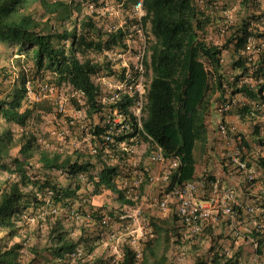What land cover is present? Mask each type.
Instances as JSON below:
<instances>
[{
  "label": "trees",
  "instance_id": "16d2710c",
  "mask_svg": "<svg viewBox=\"0 0 264 264\" xmlns=\"http://www.w3.org/2000/svg\"><path fill=\"white\" fill-rule=\"evenodd\" d=\"M83 1L85 5L96 6L98 0ZM115 1L124 12L137 2ZM141 3L144 10L141 27L152 36L142 59L148 78L143 115L138 125L129 111L134 98L123 95L120 109L129 117L132 131L119 139L137 133L149 140V150L157 145L165 157L178 158L177 166L164 180L166 193L202 175L209 179L219 175L224 184H230L231 176L239 178L235 185L231 184L238 200L232 206L237 222L232 228L229 219L218 211L215 220L201 232L200 238L209 242L205 253L191 263L238 264L239 248L227 257L224 247L241 245L247 239H237L233 231L245 228L247 235L259 245H264V232L247 220L244 205L251 191L240 179L241 171L223 156L224 141L217 133L216 124L221 120L237 128L238 147L249 150L250 140L264 146L260 109L251 105V102L264 103V0H231V5L227 0H141ZM81 6L76 0H0V40L8 49L15 47L16 52L11 69L0 68V170L8 174L0 189V231L5 233L7 241L11 240L18 234L21 222L30 224L29 216H38L35 222H45L48 228L46 244L33 246L32 257L25 263L20 259V242H0V264H98L103 255L94 254L92 259L86 255L93 253L96 243L102 245V238L112 230L113 223L124 230L126 219L120 217L122 208L133 204L128 190L117 183L127 176L123 166L128 155L120 153L115 144L100 149L92 157L80 149L63 152L39 143L36 134L28 128L35 112L49 111V106L44 104L48 96L40 91L41 85L47 83L54 87L68 85L78 93L93 124V134L98 137L101 132L98 123L101 90L92 77L110 67L93 56L122 45L125 30L133 19L113 31H103L96 24L94 13L83 14L78 21ZM233 7L231 20L229 13ZM73 14L75 17L71 19ZM25 68L30 71L31 80ZM45 76L47 82L43 81ZM118 76L122 78L123 73ZM236 94L242 95L246 102L220 112L219 103ZM71 100L76 104L74 97ZM217 114L218 120L209 127L207 119ZM225 114L235 115L238 122L226 121ZM105 153L110 155L108 160L114 161L103 159ZM214 159L221 165L220 174L213 173ZM253 161L264 168V156H256ZM200 165L203 168L198 173ZM78 173L85 178L77 177ZM263 179L264 174L261 179L264 185ZM206 183L200 193L202 200L209 198L210 184ZM104 192L111 193L118 205L92 203ZM260 195L264 199V192ZM102 210L111 217L108 227L98 220L105 213ZM85 217L95 221L96 231L93 227L92 230L81 228L87 239L82 246L70 235L67 220L77 222ZM80 224L89 226V223ZM147 224L150 232L143 241L142 252L138 253L131 241L125 240L118 264H174L166 255L173 237L179 246L195 238L184 236L183 239L178 231L182 225L175 212L165 218L150 215ZM78 246L82 254L71 261L69 254Z\"/></svg>",
  "mask_w": 264,
  "mask_h": 264
},
{
  "label": "built area",
  "instance_id": "2783aa9c",
  "mask_svg": "<svg viewBox=\"0 0 264 264\" xmlns=\"http://www.w3.org/2000/svg\"><path fill=\"white\" fill-rule=\"evenodd\" d=\"M101 8L106 12H113V7L104 3L101 5ZM132 10L138 15V20L136 21L137 26L140 23L141 17L144 15V10L142 8L141 0L132 6ZM122 26L119 24L110 25L108 31H113L116 28ZM138 29L139 26H138ZM264 46V44H262ZM116 47V46H115ZM112 47L110 49H104L103 54H105V61L114 63L117 59L120 60L123 54L112 50L115 49ZM252 48V44H250ZM142 59L139 63L133 66L131 70L128 66H120V70L112 75H105L101 70L98 73L93 75V81L99 85L101 93L99 96V101L102 105L101 117L99 120V127H101V132L97 135L93 134V124L87 121H82L78 124V130L82 134L84 140L87 141L89 152L91 154H96L100 149L106 148L110 144H115L117 149L122 151H129L130 146L136 144V139L138 137L137 133H132L131 136L124 138L122 140L119 137L129 134L132 131L129 125V117L120 109L121 99L123 95H128L129 97L134 98V103L129 107V111L140 124V117L143 115L142 107L145 102V85L142 82L143 78V68H142ZM110 68L111 65H109ZM114 69V68H112ZM124 70V71H122ZM108 72V71H107ZM119 73H123V77L118 76ZM55 87L51 84L44 83L40 87L42 95H47L48 92L54 90ZM242 101L244 103L246 100L242 95L236 94L233 97H227L221 101L218 105V110L222 113L227 112V110L232 107L233 104H240ZM253 109H261L264 106V103H253L251 102ZM59 110L64 111V106L61 102L58 104ZM226 115V114H225ZM216 130L219 137L224 141L222 152H224V157H228L232 160L236 169L241 171L242 177L240 179L245 182V185L249 188V199L244 205V211L248 222L252 226H258L263 229L264 232V199L261 198L260 193L264 192V185L261 182L262 175L264 174V168L257 166L253 159L256 156H264V146H258L253 141H249L250 149L246 150L245 147H238L237 142L240 140V135L236 134L237 128L234 125L227 126L223 121L219 120L216 124ZM232 132V133H231ZM234 133L236 136H234ZM58 134L62 135L63 131H60ZM94 138H97L94 140ZM126 141H130L131 144H127ZM148 143L149 140L147 139ZM150 144V143H149ZM244 154V158L242 155ZM148 160L150 162L160 163L165 165L163 173L153 175L149 173V170L144 167L140 173L143 177L150 183L156 182L158 180H166L167 175L169 174L172 168H175L178 164L177 157H165L160 148L157 145H152V148L148 153ZM239 176V175H238ZM77 177L84 179L85 176L82 173H78ZM239 179V178H238ZM237 179V180H238ZM264 180V179H263ZM135 182H140L139 179H136ZM208 182L210 191L208 200L200 201L199 193L204 188L205 184ZM122 185L126 184V179L122 178ZM226 183V182H225ZM255 189L258 190L255 191ZM51 194L48 191V195ZM167 195H170L173 198L174 210L178 217L180 224L182 225L186 235H195L203 230V228L211 221H214L218 211H221L228 219L230 226L233 228L234 224L237 222V216L234 215L233 205L238 204V200L235 195V188L231 184H224L219 176H216L212 179H209L207 175H202L199 178L190 179L183 182L181 185L174 186L171 188ZM161 208H166V200H161L159 202ZM55 212V209H53ZM75 213V212H74ZM138 210H134L133 213L121 214L120 217L125 219L126 217L136 219ZM38 216H29L27 220L30 223H34ZM256 217H259L257 219ZM100 224L104 227H108L111 221V217L106 213L101 214L98 219ZM141 227L138 229H131L135 234H141ZM231 229V228H230ZM234 236L237 239L246 238L247 247H245V253L243 256L239 257L238 264H264V245H259L257 240L252 236L247 235L248 232L240 231L235 229L233 231ZM123 233L118 234L112 230H108L105 233V236L102 238V246L104 248H109L111 251L112 257L105 254L102 256L98 264H118L121 258V253L116 250V246L120 241V237ZM134 235V234H132ZM112 242L114 243L112 245ZM239 245L234 244L232 248L237 249ZM231 246H226L224 248V255L230 256L233 252L230 249ZM82 254L81 247H76L72 253H70V260L74 261L77 257H80ZM88 259L94 257L93 253H88Z\"/></svg>",
  "mask_w": 264,
  "mask_h": 264
},
{
  "label": "rangeland",
  "instance_id": "374dc122",
  "mask_svg": "<svg viewBox=\"0 0 264 264\" xmlns=\"http://www.w3.org/2000/svg\"><path fill=\"white\" fill-rule=\"evenodd\" d=\"M80 1L83 6H81V13L78 15V21L82 17L83 14H92L94 13V18L96 19V24L102 28L103 31H108L110 25L112 24H119L123 25L126 22H129L130 19H133V21L130 20V24L128 25V29L125 30V35L122 39L123 44L120 46H116L115 49H112L121 54H123L122 58L120 60L114 61V63H108V65H111L112 68H114V73L118 72L120 70V66L129 67L131 70H133V66L140 62L141 59L146 54V47L149 44V39H152V36L144 30L140 24L138 25L140 29H138V26L136 24V21L138 20V15L131 9L127 12L122 11L120 4L116 3L115 0H98L97 5H85L83 0H76ZM225 0H223L224 2ZM104 3H108L111 7H113V12H106L101 8V5H104ZM227 4L231 5V0H227ZM264 6V4H263ZM234 7L231 8V12L229 13V17L231 20L233 19V11ZM94 11V12H93ZM75 15L73 14L71 19H74ZM128 18V21L126 20ZM14 53V55H13ZM15 47H11L10 49L6 48L4 44L0 40V68L6 67L7 70L11 69V62L13 61L15 54ZM12 54V55H11ZM226 54V53H225ZM224 54V55H225ZM95 60L102 62L105 61V54H103V51L101 54H97L93 56ZM226 57V55H225ZM110 67V66H109ZM143 68V78L142 82L143 84H146L148 78L146 76V70L144 68V65L142 64ZM103 73L105 75H112L110 73L113 72L110 68L108 70L106 67L104 68ZM25 71L27 72V76L30 79L31 73L28 71L27 68H25ZM108 71V72H107ZM12 73V72H11ZM31 80V79H30ZM49 80V79H48ZM43 81L47 82L46 76L43 78ZM38 81V82H43ZM36 82V81H35ZM29 86V84H26ZM30 88V86H29ZM28 88V89H29ZM31 97H33V94H31ZM48 96V97H47ZM47 99L45 100V105L49 106V111L46 110H38L34 113V117L30 119L28 128L31 129L35 134L36 137L39 139V143H44V146L49 148H57L63 152H69L74 149H80L84 151L86 154H89V147L86 140L81 137V133L78 130V124L80 122H84L89 120L88 116L86 115V110L83 105V99L78 93H75L70 86L68 85H61L59 87H55L54 90L51 92H48ZM71 97H74L76 100V104L72 102ZM61 102L63 104L64 111H60L58 104ZM261 117L259 119L264 117V106L259 110ZM101 114V112H100ZM142 116V115H141ZM98 117V116H97ZM101 117V115H100ZM96 120H98L96 118ZM261 131L264 133V121H261ZM11 127L14 129V125H11ZM248 127L246 126V129ZM60 131H63V134H58ZM247 133V131H245ZM81 134V135H80ZM251 141V140H250ZM145 142V141H143ZM252 142V141H251ZM138 145L141 143L139 140H137ZM144 144V143H143ZM149 147V143H146V147ZM133 145L130 146L129 151L121 150L119 149V152L127 153L128 160L123 166V169L127 176L123 177L126 179V184L124 186L121 183V180H119L117 183L119 187H124L128 190V197L131 198L133 201V204L124 206L122 209V213H133L134 210H138L137 218L132 219L129 217H126V222H124V226L122 230L121 228L118 229L116 223H113L112 231L115 233L121 234V239L116 246V250H118L121 253L122 248V242L125 240H130L134 247V249L140 253L142 252L143 247V241L148 238L150 227L147 224V218L152 216H157L160 218L170 217L171 214H173L174 211V203L173 198L170 195H167L165 192V181L164 180H158L156 182L150 183L146 179H144L142 173L139 172V169H141V164H144L142 160L146 156L143 157V154L145 151L148 150V147L145 151H143L142 147L137 148L135 151ZM93 154H91L92 157ZM102 158L108 161L107 153L102 155ZM148 160V159H147ZM112 161V160H111ZM149 161V160H148ZM140 163V164H139ZM145 165V164H144ZM201 165L198 167V173H201L202 171ZM131 170H137L139 173L136 174L134 177H129L128 173ZM217 170L213 171V173H216ZM155 175V174H153ZM219 176V175H217ZM221 176V175H220ZM8 174L7 172L0 170V189L4 187L5 180L7 179ZM136 179H139L140 182H135ZM237 181V178L234 176H231L228 180L230 184L235 185V182ZM141 182H144V188L148 187L149 184L153 185V192L150 196V198H147L146 200L140 198L141 195H144L142 193V187H140ZM161 200H166L167 206L166 208H161L159 206V202ZM142 201V203H141ZM93 204L96 206H101L103 204L108 206H117L118 203L113 200V195L109 192H104L100 195L99 200L93 201ZM107 214L106 210H102ZM120 214V215H121ZM108 215V214H107ZM70 220L71 218L68 217ZM84 220H77V222L74 221H68L67 227L70 228V235L79 241L82 246L85 242H87L86 234L81 232V228L88 229L92 227L94 228V231H96V223L92 219L85 217ZM90 219V220H89ZM80 222H84V224H88L89 226H81ZM93 222V224H91ZM37 224L40 225V227H37ZM178 224V223H177ZM20 229L18 231V234L14 236L11 240L7 241L5 233L3 231H0V242L6 241L9 243L13 242H20L22 244L21 252H20V259L23 263L25 261L29 260L32 257V251L31 248L33 246L42 247L46 244L47 237H48V228L45 224V222L41 223H30L26 224L25 221L20 223ZM126 225V226H125ZM141 227V234H135L132 232L131 229H138ZM178 231H180V234L182 235L183 239L187 237H195L189 244L186 243L183 246H179L177 243H175V238L173 237V241L170 243V246L168 247L166 251V255L169 258V260L174 264H191L194 260L197 259V257L202 256L203 253H205L208 245L207 239L200 238L201 232L195 235H186L183 227H178ZM240 231H245V228L241 227L238 228ZM134 234V235H132ZM197 236V237H196ZM241 240V239H239ZM114 243L112 242V245ZM81 247V246H79ZM95 248L93 249V255H107L111 254L112 250L109 248H104L101 244H95ZM106 251V252H104ZM95 257V256H94ZM38 260H41L39 258Z\"/></svg>",
  "mask_w": 264,
  "mask_h": 264
},
{
  "label": "crops",
  "instance_id": "0c3cea01",
  "mask_svg": "<svg viewBox=\"0 0 264 264\" xmlns=\"http://www.w3.org/2000/svg\"><path fill=\"white\" fill-rule=\"evenodd\" d=\"M218 118H219V116H218V114L215 116V115H213V116H210L208 119H207V123H208V126L209 127H212L213 125H212V123H214L215 122V120H218ZM224 119L226 120V121H228V122H233V123H237L238 122V120H237V117L235 116V115H232V114H226L225 116H224ZM259 120H261V121H264V117L261 119H259ZM137 140H139V142L141 143L140 145H138V144H134V148H135V151H136V149L137 148H141L142 147V149H143V151H145L146 150V148L148 147H146V143L148 144V141H147V139H145V138H143L142 136H139L138 135V137H137V139H136V143H137ZM143 141H145V142H143ZM144 143V144H143ZM149 146H150V144H149ZM146 147V148H145ZM71 151H73V150H71ZM71 151H69V152H71ZM148 153H149V147H148V150L147 151H145L144 152V154H143V157L144 156H146V161H145V157H144V159L142 160V162H144V164H141V169H139V172L145 167L146 168V166H147V169L149 170V173H151V174H160V173H163V171H164V169H165V165H162V164H160V163H154V162H150V161H148L147 159H148ZM108 157H110V155L108 156ZM108 161H111V159H109ZM112 161H114V159L112 158ZM111 161V162H112ZM212 163H213V166L215 167V170H217L216 171V173H218V174H220L219 172H220V168H221V165L214 159V160H212ZM140 164V163H139ZM210 169V168H209ZM137 170H131L128 174L130 175V177H134L136 174H138L139 173ZM221 175H222V173H221ZM124 179V178H123ZM145 179V178H144ZM122 180V179H121ZM145 184H144V182H143V185H142V193H144V195H141L140 196V198H142L143 200L145 199H147V198H150V196H151V194H152V192H153V190H154V188H153V185L152 184H149L148 185V187H146V188H144L143 186H144ZM200 193H202V191H200ZM200 193H199V200L200 201H204V200H202L201 198H200ZM141 203H142V201H141ZM241 239V241H243V239L242 238H240ZM247 245H248V243H247V241H245L243 244H241V245H239L238 246V248H239V253H240V255L241 256H243V254L245 253V247H247ZM225 248V247H224ZM230 249H232L233 250V252H234V249L231 247ZM244 257V256H243Z\"/></svg>",
  "mask_w": 264,
  "mask_h": 264
}]
</instances>
